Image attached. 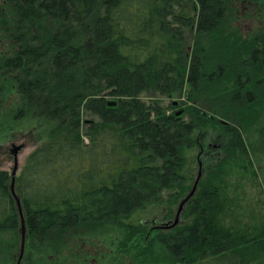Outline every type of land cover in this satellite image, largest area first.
I'll list each match as a JSON object with an SVG mask.
<instances>
[{
	"label": "trees",
	"instance_id": "obj_1",
	"mask_svg": "<svg viewBox=\"0 0 264 264\" xmlns=\"http://www.w3.org/2000/svg\"><path fill=\"white\" fill-rule=\"evenodd\" d=\"M255 3L0 0V133L29 122L36 143L15 177L24 264L113 230L133 264H264V216L243 214L238 194L264 148V27L236 24L237 5ZM206 137L219 155L188 222H133L175 217L193 188L187 154ZM11 183L0 170V264L22 241Z\"/></svg>",
	"mask_w": 264,
	"mask_h": 264
},
{
	"label": "rangeland",
	"instance_id": "obj_2",
	"mask_svg": "<svg viewBox=\"0 0 264 264\" xmlns=\"http://www.w3.org/2000/svg\"><path fill=\"white\" fill-rule=\"evenodd\" d=\"M236 17H238L236 22L237 26H239L245 34L247 32L255 31L258 27H264V7L261 3H255L254 5L249 6L237 5ZM32 128L33 124L23 121L21 127H18V130L14 132L15 135L12 134L13 136H11L8 131L6 133H0V170L12 173L14 168V157L11 150L13 145H15L23 147L18 156L19 169L17 174L20 172L26 157L36 146V143L34 142L35 140L31 138L32 134H28L31 133L29 130H32ZM35 132L33 134H35ZM39 132L40 130L36 133ZM44 137L45 133L42 138L43 140L45 139ZM209 146L215 147L211 150ZM216 146L217 142L213 141L212 137H206L202 140L201 146H196L188 152L186 171L191 179H193V185L198 177L199 171H201L202 179L206 172L212 168V165H214L213 163L216 161V156L219 155V153L215 151ZM253 153L252 158L254 165L250 166L254 169L253 177L250 173H246L248 170L243 171L246 176L242 179L243 183L238 188V194L242 198L241 210L243 214L250 216L251 213L254 212L256 215L264 216V148L257 147ZM254 155L256 156L255 158ZM175 218L176 215L173 219L164 221L160 211L158 212L154 209H149L137 213L133 217V222L145 223L148 226V230L151 229V231H153L154 229L159 230L157 228L161 225L174 222ZM186 222H188V220L184 219L182 212L179 217L178 225H182ZM118 235L119 232L113 230L105 232V235L93 238L92 240H88L83 236L80 239H74L70 245H67L66 248L63 249L61 256L56 260L50 256L43 264H133V258L131 255L125 256L118 252L116 246L118 244L116 240ZM25 255L26 251L24 249L23 256L20 258L19 249L17 256L14 257L11 263L24 264L26 262L24 259ZM32 258H35V256H32Z\"/></svg>",
	"mask_w": 264,
	"mask_h": 264
},
{
	"label": "water",
	"instance_id": "obj_3",
	"mask_svg": "<svg viewBox=\"0 0 264 264\" xmlns=\"http://www.w3.org/2000/svg\"><path fill=\"white\" fill-rule=\"evenodd\" d=\"M116 105H117V103H115V102H109L108 103V106H116ZM22 149H23L22 146L13 145V148L11 150V153L14 157V168H13V171L11 173V176H12L11 191L15 197V200H16L17 208H18V211H19V214L21 217V227H22V230H21L22 231V241H21V248H20V258H22V256H23L25 244H26V226H25V219H24V215H23L22 204H21L19 197L16 195V192H15V177H16L18 169H19L18 156H19V153L22 151ZM200 169H201V164H200ZM201 175H202L201 171H199L198 177H197L190 193L179 204L178 209H177V213H176L175 221L161 225L157 229L168 230V229H172L178 225L179 217H180L181 213L183 212L185 205L194 197V195L197 192V189H198V186H199V183L201 180Z\"/></svg>",
	"mask_w": 264,
	"mask_h": 264
}]
</instances>
